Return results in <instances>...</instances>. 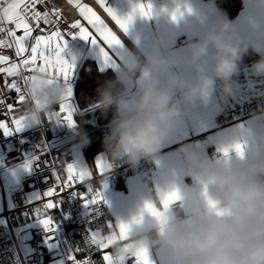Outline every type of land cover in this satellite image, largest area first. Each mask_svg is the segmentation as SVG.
Segmentation results:
<instances>
[{
  "label": "clouds",
  "instance_id": "obj_1",
  "mask_svg": "<svg viewBox=\"0 0 264 264\" xmlns=\"http://www.w3.org/2000/svg\"><path fill=\"white\" fill-rule=\"evenodd\" d=\"M250 3L253 11L243 31L210 4L194 13L202 31L183 56L157 42L147 53L132 52L122 60L116 80L98 89L96 100L102 113L113 111L104 141L109 158L104 172L112 161L135 168L141 160L156 159L186 108L207 107L218 89L223 97L234 95L233 77L250 51L259 56L251 71L264 75V0ZM67 92L63 78L32 72L22 85L23 125H42ZM238 139L221 138L227 153L217 159L202 156L199 145L182 149L184 175L192 183L166 177L156 197L123 222L125 235L118 223L101 231L109 264H129L141 252L150 264H156L153 255L158 253L163 264H264V125L249 128L243 143ZM88 142L81 134V143ZM232 151L235 156L229 155ZM173 192L178 198L165 206L164 198Z\"/></svg>",
  "mask_w": 264,
  "mask_h": 264
},
{
  "label": "built area",
  "instance_id": "obj_2",
  "mask_svg": "<svg viewBox=\"0 0 264 264\" xmlns=\"http://www.w3.org/2000/svg\"><path fill=\"white\" fill-rule=\"evenodd\" d=\"M53 5L61 10L59 27L62 32L77 19L84 25L78 9L69 4L68 0H46L48 9ZM38 8L44 11L45 5H38ZM33 28V35L37 33L48 35L55 30L42 22L40 28L45 29L44 32L34 24ZM112 28L116 34H120L118 27L112 26ZM17 35H23L22 30L17 31ZM65 38L74 41L79 35L68 34ZM186 43L187 40L182 41V44ZM2 53H11L13 58L6 64H0V67H7L12 62L19 64L22 58L29 56L28 50L23 57H17L14 48L0 49V54ZM24 74L30 75L29 72ZM5 77V73H0V92L3 93L0 98H6L8 102L14 104L16 111L20 110L23 108V103H17L15 91H9L5 87ZM13 79L18 78L7 77L8 83ZM20 83L22 84V81ZM69 102L77 115L91 110L80 111L74 98H69ZM59 108L60 105H57L54 112H59ZM6 111L0 106V119L11 125V119L4 115ZM262 114H264V92L254 97H244L240 108L228 121L222 122V125ZM100 130L105 141L109 123L101 126ZM36 132L40 133L39 139L36 137ZM188 141L206 145L208 137L207 134L193 135ZM83 146L76 126H69L62 115L59 118L50 115L43 120L42 125L33 127L23 125L19 131L13 130L10 135H5L0 130L3 166V169L0 168V264H72L67 257L77 249L81 250L77 254L78 258L90 255L95 264L98 262L99 254L91 243V231L102 228L109 222L112 219V212L103 199L96 205H86L81 195L84 194L90 199L95 192H99L100 187L107 186L114 189L119 181L132 173L149 176L152 160H141L135 168L123 161H112L108 172L92 175L90 181L77 184L75 189L66 190L59 195L58 207L50 214L53 216L56 212L61 213L63 223L55 222L54 232L46 231L44 226L30 227V224L39 222L45 214L44 205L48 198L44 194L55 185L53 173L61 172L65 165L73 163L75 153L82 151ZM29 162L30 166H27ZM11 168H23V171L18 184L8 188L2 172ZM61 174L66 178L65 173Z\"/></svg>",
  "mask_w": 264,
  "mask_h": 264
},
{
  "label": "crops",
  "instance_id": "obj_3",
  "mask_svg": "<svg viewBox=\"0 0 264 264\" xmlns=\"http://www.w3.org/2000/svg\"><path fill=\"white\" fill-rule=\"evenodd\" d=\"M80 3H87L112 31L113 25L119 28L100 6L98 0H80ZM140 4L145 6L150 4L151 14L142 15L138 8ZM210 4L214 5L215 11L221 13L215 0H105L107 8H111L119 17L131 16V21L126 32L120 28V34L113 31L118 36L120 44L109 47L99 40L95 30L80 16L84 26L93 35H97L98 41L93 43L92 39L85 40L80 36L78 39L70 41L64 37L66 43L63 56L69 62H72L73 56L76 57L73 63L72 90L77 78V71L85 59L94 60L101 71L111 70L117 76L121 62L128 54L138 52L143 55L150 51L157 42L162 44L169 53L183 56L186 53L187 45L197 39L202 31V26L194 13L206 10ZM252 11L250 0H242V7L232 22L243 31L247 27ZM173 13H176L175 19H173ZM183 40H187V43L182 44ZM252 65L253 63L242 69V77H233L234 83L241 79L251 83L252 88L249 93L242 94L239 97V102L233 107L224 102L218 89L217 95L207 107L197 104L185 109L184 116L174 125L169 138L162 144L158 156L151 161L152 169L149 176L132 173L119 181L118 186L114 189L107 186L99 188L102 199L112 212V219L102 228L93 229L91 235L95 232L107 231L110 225L130 221L139 212L146 199L156 197L157 188L162 185L166 177L174 180L177 184L192 183L193 178L184 175L182 152V149H193L194 146L199 145L188 141L191 136L207 134V144L199 145L197 150L202 156L217 159L224 155L223 148L225 146L221 144V138H239L235 142L243 143L245 133L249 128L264 125V114L240 121H230L222 125V122L228 121L231 115L240 108L244 97H254L264 92V75L253 74ZM74 122L76 126V121L74 120ZM229 155L235 156V152L232 151ZM74 158L75 161L71 164L89 170L92 175L99 173L98 161L104 164L108 160L104 150L93 156L91 164L83 150L75 153ZM103 251L108 253L110 249ZM97 252L102 260L103 253L99 250ZM153 259L156 264H163L162 254H154ZM130 262L136 264L134 259L129 260V264Z\"/></svg>",
  "mask_w": 264,
  "mask_h": 264
},
{
  "label": "snow or ice",
  "instance_id": "obj_4",
  "mask_svg": "<svg viewBox=\"0 0 264 264\" xmlns=\"http://www.w3.org/2000/svg\"><path fill=\"white\" fill-rule=\"evenodd\" d=\"M68 3L74 4V7L79 10L80 16H82L95 30V33L98 34L99 40H102L109 47L120 44L118 36L103 20H101L100 16H98L87 3H80V0H68ZM98 3L104 11L107 12L108 16L115 21L116 25L126 32L131 21V16H117L111 8L105 6V0H98ZM38 5H45V10L40 11ZM138 8L139 12L144 16L151 14L150 4L147 6L140 4ZM61 15V10L54 5L51 9H48L46 0H0V34H2L0 35V49L14 48L15 55L17 57H23L24 53L28 50L27 42L29 37L32 36L34 31L33 24L36 28H40L42 22L44 25H50L55 29L48 35L35 36L34 43L31 44V54L26 58H22L19 64L12 62L8 64L7 67H0V73L6 74L4 85L9 91H15L17 94V103L23 102L24 100L22 85L27 81L29 76L25 75V72L32 73L36 70L46 71L56 78H63L64 81H67L72 76L74 64L70 63L62 55L65 35L78 34L85 40L92 39L93 43L98 41L97 35H93L79 19L71 23L68 29L62 32L59 27ZM175 18L176 13H173V19ZM19 30H22L23 35H17V31ZM40 31L44 32L45 29L40 28ZM9 60L10 57L8 55L0 54V64H6ZM38 60L42 61V63L37 64ZM7 77H17L18 79H13L11 83H8ZM20 81H22V84ZM0 96H3L2 92H0ZM71 96L72 89L71 86H68L65 102L60 105L59 112L53 114V116L57 118L62 115V118L69 126H73L75 123L72 115L73 110L69 103V98ZM0 106L7 110L4 115L11 119V125L5 120L0 119V130H2L5 135H10L13 130L19 131L23 123L21 117L15 115L16 109L14 108V104L8 102L6 98H0ZM234 148L239 152L242 146L237 144ZM223 151L227 153V149H223ZM27 166H30V162ZM97 168L102 175L105 171L104 164L98 161ZM61 173H66V178ZM53 175L55 176V185L44 194L48 199L44 205L45 214L40 219V223L44 226V229L49 232L55 231V221L50 213L58 207L59 195L66 190L75 189L77 184H82L92 179V173L89 170L76 167L73 164L65 165L61 172H54ZM53 197H56V199H52ZM177 198L176 193H170L164 198L163 203L166 206L169 201ZM81 199L84 200L86 205H96L102 199V195L97 191L90 199L84 194L81 195ZM145 208L153 214H157V210L150 203H146ZM111 227L110 225L108 228ZM117 227L121 235L126 234L128 228L127 224L120 222ZM100 233L101 232H95L91 235V243L96 250L103 253L102 261L104 264H109L110 257L107 252L103 251L107 249L108 246L101 242ZM80 251V249H77L74 253H70L67 259L72 262V264H95V261L91 259L90 255L84 258H78L77 254ZM136 264H150L146 253L141 252L138 254Z\"/></svg>",
  "mask_w": 264,
  "mask_h": 264
},
{
  "label": "trees",
  "instance_id": "obj_5",
  "mask_svg": "<svg viewBox=\"0 0 264 264\" xmlns=\"http://www.w3.org/2000/svg\"><path fill=\"white\" fill-rule=\"evenodd\" d=\"M217 7L221 13L227 16L232 21L239 13L242 7V0H215ZM259 60V56L254 52L243 57L238 73L235 78L242 77V69L246 66L255 63ZM116 74L111 71H101L97 63L92 59H85L78 71L77 78L73 89V98L80 111H88L82 115L75 114L74 120L76 121V131L79 135H86L88 143L84 144L83 151L88 162L91 164L93 156L101 151H105V143L101 134V126L110 123L113 111L110 109L107 113H102L96 107V100L98 98V89L104 87L106 82L116 80ZM56 223H63V216L61 213L56 212L53 215ZM99 264H103L98 255Z\"/></svg>",
  "mask_w": 264,
  "mask_h": 264
},
{
  "label": "rangeland",
  "instance_id": "obj_6",
  "mask_svg": "<svg viewBox=\"0 0 264 264\" xmlns=\"http://www.w3.org/2000/svg\"><path fill=\"white\" fill-rule=\"evenodd\" d=\"M37 35H47V34L37 33V34L33 35V33H32V36L29 37V40L27 42V47H28V50H29V55L31 54V44L34 43V37L37 36ZM65 43H66V40L64 39V44ZM2 54L8 55L10 57V59L13 58V54H11V53H2ZM40 63H42V61H39L38 60L37 61V64H40ZM29 74H31V72H29ZM73 78H74V71H73L72 76L67 81H65V83L68 86H71V89H72V86H73V83H74V81L72 80ZM251 89H252L251 88V83H249L248 81H242L240 79V81H237L235 83V92H234V95L228 96V97H223L222 96V98L224 99V102L225 103H228L230 106L233 107L235 104H237L239 102V97L242 94L249 93L251 91ZM220 94H221V92H220ZM72 96H73V90H72ZM70 105H71V103H70ZM72 110H73V108H72ZM21 111H22V109L15 111V115L16 116H20ZM72 115H73V120H74V118H75V111L74 110L72 111ZM36 137L38 139L40 138V133L39 132H36ZM0 168L3 169V166L1 164V153H0ZM22 171H23V168H11V169H4L3 170V172H2L3 179H4L5 184H6V186L8 188L11 187V186H14V185L18 184V182L20 181V178H21V172ZM29 226L30 227H37V226H43V225L39 221V222H34V223L30 224Z\"/></svg>",
  "mask_w": 264,
  "mask_h": 264
},
{
  "label": "water",
  "instance_id": "obj_7",
  "mask_svg": "<svg viewBox=\"0 0 264 264\" xmlns=\"http://www.w3.org/2000/svg\"><path fill=\"white\" fill-rule=\"evenodd\" d=\"M104 17H105V15H104ZM114 26V25H113ZM114 27H116V26H114Z\"/></svg>",
  "mask_w": 264,
  "mask_h": 264
}]
</instances>
